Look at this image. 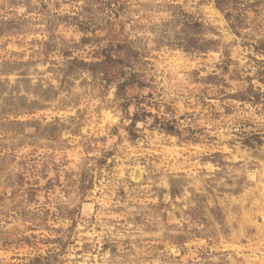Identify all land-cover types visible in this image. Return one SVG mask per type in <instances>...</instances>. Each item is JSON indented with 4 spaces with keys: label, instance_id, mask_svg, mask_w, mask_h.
Listing matches in <instances>:
<instances>
[{
    "label": "rangeland",
    "instance_id": "374dc122",
    "mask_svg": "<svg viewBox=\"0 0 264 264\" xmlns=\"http://www.w3.org/2000/svg\"><path fill=\"white\" fill-rule=\"evenodd\" d=\"M0 264H264V0H0Z\"/></svg>",
    "mask_w": 264,
    "mask_h": 264
},
{
    "label": "bare ground",
    "instance_id": "6f19581e",
    "mask_svg": "<svg viewBox=\"0 0 264 264\" xmlns=\"http://www.w3.org/2000/svg\"><path fill=\"white\" fill-rule=\"evenodd\" d=\"M138 174V173H137ZM140 177V174L138 175V177H136V179H138Z\"/></svg>",
    "mask_w": 264,
    "mask_h": 264
}]
</instances>
